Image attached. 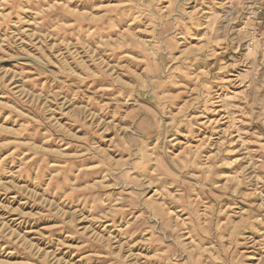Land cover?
I'll return each mask as SVG.
<instances>
[{"label":"clouds","instance_id":"9594fccd","mask_svg":"<svg viewBox=\"0 0 264 264\" xmlns=\"http://www.w3.org/2000/svg\"><path fill=\"white\" fill-rule=\"evenodd\" d=\"M0 264H264V0H0Z\"/></svg>","mask_w":264,"mask_h":264}]
</instances>
